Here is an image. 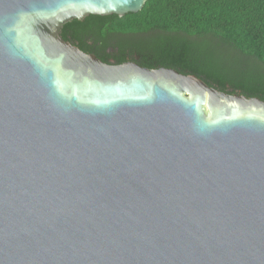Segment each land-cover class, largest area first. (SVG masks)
<instances>
[{"label":"water","instance_id":"obj_1","mask_svg":"<svg viewBox=\"0 0 264 264\" xmlns=\"http://www.w3.org/2000/svg\"><path fill=\"white\" fill-rule=\"evenodd\" d=\"M147 0H0V264H264V101L65 41Z\"/></svg>","mask_w":264,"mask_h":264},{"label":"trees","instance_id":"obj_2","mask_svg":"<svg viewBox=\"0 0 264 264\" xmlns=\"http://www.w3.org/2000/svg\"><path fill=\"white\" fill-rule=\"evenodd\" d=\"M61 36L106 63L173 69L264 101V0H147L135 14L73 20Z\"/></svg>","mask_w":264,"mask_h":264}]
</instances>
